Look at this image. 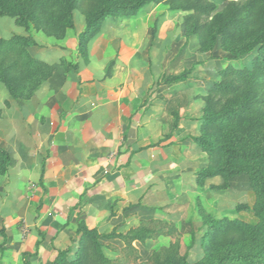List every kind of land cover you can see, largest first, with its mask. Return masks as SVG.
<instances>
[{"label": "rangeland", "instance_id": "obj_1", "mask_svg": "<svg viewBox=\"0 0 264 264\" xmlns=\"http://www.w3.org/2000/svg\"><path fill=\"white\" fill-rule=\"evenodd\" d=\"M72 1L73 28L54 3L28 20L0 15V37L31 36L52 70L27 99L0 84V264H234L220 259L250 246L264 257V234L253 244L249 230L261 189L245 171L219 174L225 158L195 142L228 140L232 120L207 127L209 91L226 68L264 59L250 49L258 33L203 30L170 0L89 27L101 1ZM211 2L202 24L229 10Z\"/></svg>", "mask_w": 264, "mask_h": 264}, {"label": "trees", "instance_id": "obj_2", "mask_svg": "<svg viewBox=\"0 0 264 264\" xmlns=\"http://www.w3.org/2000/svg\"><path fill=\"white\" fill-rule=\"evenodd\" d=\"M100 8L92 16L89 27H96L107 17L115 15H131L137 13L144 6L152 2L162 0H134L130 4H124V0H100ZM229 2V10L224 15L214 20L209 18L216 10L211 0H170V7L176 11H191L199 18V26L203 30H209L212 25L217 27L216 34L251 33L258 35L252 42L250 49L259 45L264 49V4L260 0H225ZM8 7V11L0 9V15L19 16L21 19H31V15L39 10L51 8L52 4L60 5L64 14V28H73L72 0H2ZM203 25V26H202ZM37 42L31 36L16 35L9 40L0 37V84L3 85L11 97L16 98L17 92L24 86L26 94L23 98L32 97L41 84L52 75L49 66L32 57L28 51L30 47H36ZM43 70L48 74L40 75ZM39 74V75H38ZM178 79V78H177ZM207 127L222 129L228 121L232 120L236 126L228 131V140L217 147L206 136L196 138L203 149L209 153L219 152L225 158L228 167L220 170L219 174L231 176L243 171L247 172L252 182L261 189L262 201L255 209L259 217V224L250 226L252 243L264 234V59L252 69H236L228 67L220 73V82L213 85L209 91L206 106ZM0 154L5 157V164L10 161L9 153L0 148ZM43 164L39 183L44 184ZM207 174L211 172L207 170ZM42 203L36 209L40 211ZM248 228V227H247ZM94 230L85 229V233H94ZM4 242L7 240L5 229L0 231ZM40 242L37 243V248ZM4 246H1L3 251ZM254 247L246 250H229L220 259L223 262L234 264H264V257L259 258L253 254ZM30 254L25 253L24 259ZM64 255L58 252V259ZM29 264V263H25Z\"/></svg>", "mask_w": 264, "mask_h": 264}, {"label": "crops", "instance_id": "obj_3", "mask_svg": "<svg viewBox=\"0 0 264 264\" xmlns=\"http://www.w3.org/2000/svg\"><path fill=\"white\" fill-rule=\"evenodd\" d=\"M67 232L66 231H61L59 234L58 239L56 240L57 244L63 243L64 240L66 239Z\"/></svg>", "mask_w": 264, "mask_h": 264}]
</instances>
